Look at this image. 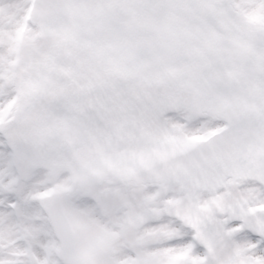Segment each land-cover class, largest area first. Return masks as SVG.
Masks as SVG:
<instances>
[{
	"label": "snow or ice",
	"instance_id": "6c2138e0",
	"mask_svg": "<svg viewBox=\"0 0 264 264\" xmlns=\"http://www.w3.org/2000/svg\"><path fill=\"white\" fill-rule=\"evenodd\" d=\"M0 264H264V0H0Z\"/></svg>",
	"mask_w": 264,
	"mask_h": 264
}]
</instances>
